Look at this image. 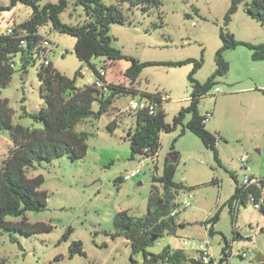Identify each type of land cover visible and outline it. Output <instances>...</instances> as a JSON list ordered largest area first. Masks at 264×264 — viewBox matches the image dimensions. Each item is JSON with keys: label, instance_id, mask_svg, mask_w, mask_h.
<instances>
[{"label": "rangeland", "instance_id": "rangeland-1", "mask_svg": "<svg viewBox=\"0 0 264 264\" xmlns=\"http://www.w3.org/2000/svg\"><path fill=\"white\" fill-rule=\"evenodd\" d=\"M58 1L46 0L53 3ZM104 2L109 6L120 5L126 18L123 25H111L112 46L140 62L160 63L145 67L136 87L142 92H161L164 95L166 121L172 124L174 116L190 103L192 86L188 75L192 66L169 67L162 63L199 60L203 56L204 65L196 78L201 83L206 82L216 68L215 53L222 46L220 28L231 0H161L159 8L147 13L143 12L141 6L133 7L123 0ZM9 4L10 0H0V7ZM68 4L67 11L62 14L63 21L72 24L83 22L86 18L84 8L77 5L76 0H68ZM31 15L29 7L18 4L13 10L3 12L0 31L25 22ZM228 29L237 40L251 38L264 42V26L252 19L242 5ZM40 33L50 41L47 58L55 69L73 78L82 68L83 77L78 79L79 87L96 81L92 68L86 62H81L74 53L76 38L58 33L50 27L42 28ZM237 49L249 51L244 46ZM35 58V66L30 65L24 73L20 70L18 57L19 66L11 83L1 90V98L7 99L13 110V123L28 128L42 127L27 114H39L46 107L40 96L37 76L44 56ZM91 63L98 69L106 70L107 82L128 85L124 74L130 66L129 62H109L99 58L93 59ZM252 65L262 66L264 62L251 59L246 67H237L233 63L228 76L218 79L216 87L222 93L217 94L214 87L199 105L202 115L212 113L206 126L218 137L221 164L215 160L213 152L191 132L178 138L181 127L175 132L160 134V149L155 158L157 166L152 158L136 156L131 159L128 134L134 132L137 120L136 114L129 112L128 108L132 100L140 97H119L109 112L99 119L92 118L77 125L78 131L91 134L84 159L72 161L62 157L50 162L40 161L28 171L29 177L44 176L45 183L41 190L48 193L49 199L47 210L28 212L27 218L32 224L51 225L53 230L30 237L12 234L15 242L10 240L9 233L2 232L0 258L6 264H142V255L131 260V247L126 239L111 237L114 217L123 211L135 217L146 214L152 188L154 185L160 186L154 184L152 178L162 174L166 159L174 154L172 145L176 138L178 167L174 181L182 184L184 190L180 191L176 199L180 206L175 219L183 227H178L176 235L159 239L148 248V252L159 254L170 246L173 250H184L190 258L198 259L197 247L209 241L215 260L221 258L226 242L232 254L230 264L249 263L257 254L264 258V215L249 202L247 206L239 207L233 220L232 210L226 204L236 186L231 173L239 183L243 181L242 158H248L246 165L251 174L264 179V94H252L245 102L240 101V96L226 95L232 87L229 81H243L247 72L252 74ZM261 70L264 74V68ZM243 71H246L244 78L243 75L239 76ZM93 110L98 111V103H94ZM114 120L117 127L114 132H110L108 125ZM13 145L10 135L0 132V166ZM143 159L146 165L142 173L125 180L118 188L116 179L133 173ZM186 201L191 204L187 208L184 207ZM220 208V220L214 227L216 235L211 237L204 222ZM69 228H73L72 234H67ZM75 241L83 243L86 256L70 257L69 249ZM185 242L190 245L185 246ZM244 253H248L249 258L243 259Z\"/></svg>", "mask_w": 264, "mask_h": 264}, {"label": "trees", "instance_id": "trees-1", "mask_svg": "<svg viewBox=\"0 0 264 264\" xmlns=\"http://www.w3.org/2000/svg\"><path fill=\"white\" fill-rule=\"evenodd\" d=\"M133 7H142L147 13L153 8L162 5L161 0H123ZM18 4L29 7L32 15L23 23L13 27L12 33L8 29L0 31V132H6L13 140V147L9 155L0 166V234L7 232L10 240L15 242L12 234L33 236L51 233V225L44 223L32 224L27 218L28 212H42L48 208L49 195L42 191L45 183L43 175L29 177L28 171L34 168V164L40 161H53L62 157H68L72 161L82 160L87 156L90 133L80 132L77 125L94 119H99L109 112L113 103L119 97L131 95L149 99L155 103L154 114L149 112L136 113V128L129 132L128 138L131 149V159L136 156L155 159L160 149V134L171 133L181 127L178 136L182 137L186 132L197 136L203 145L211 150L215 160L221 164L217 148L218 137L207 129L204 122L206 116L200 113L199 105L204 98L218 84V79L226 78L230 72V63L225 58V53L244 46L252 52V60L264 62V42L253 44L237 40L228 27L233 16L242 5L246 13L264 26V0H231V6L224 18V24L220 28L222 46L216 51L215 72L204 83L197 80L196 75L204 65L203 56L199 59H187L178 62L162 63L169 67H181L191 65L192 70L188 80L192 86L189 105L182 108L174 116L173 122L166 121V112L163 108L165 101L161 92L151 94L142 92L136 87L137 81L143 69L150 65H160L156 62H140L136 58L124 55L120 50L112 46L110 27L112 24L123 25L126 18L120 5H107L104 0H76V4L84 8L86 18L81 23H66L62 19L68 7V0H59L57 3L46 0H10L9 6L0 7V20L3 12L14 9ZM50 27L58 33L76 38L74 53L81 62H86L94 71L97 80L105 83V87L99 88L97 82L83 87L78 86V79L83 77L80 68L73 78L55 69L50 62L48 66L41 64L37 69L40 82V96L45 101L46 107L39 114H27L34 122L40 123L41 128H28L13 123V110L9 101L1 98V90L12 81L20 57V70L24 73L27 68L35 66L36 58H40L41 44L44 38L40 30ZM25 41L26 46L21 42ZM105 58L109 62L125 60L130 63L125 71L127 84H113L100 76L98 68L93 65V59ZM15 65V67H13ZM264 94V90L257 89ZM94 103H98V111L93 110ZM189 116V117H188ZM189 118V119H188ZM117 122L114 120L108 125V130L114 132ZM174 140L172 150L174 154L167 158L161 175H154V184L149 198L148 209L144 216L135 217L128 211L119 212L114 217L113 239L123 237L131 247V260L137 255L143 256L142 264H200L196 259L190 258L182 249L173 250L166 247L161 253L153 254L148 248L156 244L159 239L176 235L178 227L176 216L172 212L180 206L177 196L184 190L182 184L174 181L177 172V153ZM236 182L233 196L226 203L232 210L233 220L240 206H247L252 198L256 202L263 199L259 211L264 215V179H260L259 185L244 186L239 183L237 177L231 173ZM124 178L115 181L116 186L124 182ZM222 209L204 222L209 236L214 237L215 225L220 220ZM73 228H69L67 234H72ZM157 238L155 242L153 239ZM68 235L65 236V240ZM225 239V238H224ZM226 242L222 248L221 258L218 264H230L232 257ZM70 257L76 255L86 256L83 243L75 241L69 249ZM243 259L244 258L242 256ZM0 264H6L0 258ZM246 264H264V258L257 254Z\"/></svg>", "mask_w": 264, "mask_h": 264}, {"label": "built area", "instance_id": "built-area-1", "mask_svg": "<svg viewBox=\"0 0 264 264\" xmlns=\"http://www.w3.org/2000/svg\"><path fill=\"white\" fill-rule=\"evenodd\" d=\"M7 32L10 34L13 32V30L9 28ZM21 45L25 47L26 42L22 41ZM49 46H50V41L48 39H44V41H42V44H41L40 56H42V55L44 56V63L43 64L45 66H48L50 64V61L47 58ZM13 67H15V65H13ZM98 71H99V74L101 77L106 78L107 74H106V70L104 68H100V69H98ZM95 82H97V85L99 88L105 87V83L103 81L96 79ZM215 92L218 94L221 92V89L219 87H216ZM128 110H129V112L135 113V114L138 112H149L150 114H154V112L156 110V106H155V103H153L149 99L140 98L138 100H132ZM211 115H212V113H210V112L207 113L206 119L204 120L205 123L208 122V119L210 118ZM153 162L157 166V161H155V159L153 160ZM242 163L244 165V168H242L244 171V177H243L242 184L244 186L259 185L260 179L257 178L254 174H251L250 168L246 165L248 163V158H242ZM145 165H146L145 159H143V161L141 162V165L138 168H136L133 171V173L126 175L124 177V180H129V179H132V178L139 176L142 173ZM262 202H263V199L260 202H256L255 198L251 199V203H253L254 207L258 210L260 209ZM190 205H191L190 202L186 201L184 204V207L187 208ZM176 214H177V211L174 210L172 212V216H175ZM184 244H185V246L190 245L189 242H185ZM196 252L198 254V259H196V260L199 261L200 264H218V262H219V260H215L213 255H212L210 245H209V241H205L204 243H201L197 247ZM243 257L249 258V254L244 253Z\"/></svg>", "mask_w": 264, "mask_h": 264}, {"label": "crops", "instance_id": "crops-1", "mask_svg": "<svg viewBox=\"0 0 264 264\" xmlns=\"http://www.w3.org/2000/svg\"><path fill=\"white\" fill-rule=\"evenodd\" d=\"M239 40H241L243 42L253 43V44L263 43V41L262 42L253 41V40H251V38H240ZM225 58L230 63L231 67L233 66V63L237 67L238 66L240 67L242 65H245V67H246L249 64L250 60L252 59V53L250 50L244 51V49H236V50L228 51L225 54ZM262 68H264V65H262V66L252 65V67H251L252 74H249L247 72L245 74L246 77L243 81L236 80V79L233 80V82L229 81V84L232 87L229 90V93H227L226 95H228L230 97L231 96H240L239 97V98H241L240 101L245 102V100L249 99L252 94H259V91L257 89L264 90V74L262 73V70H261ZM245 72L246 71L241 72L239 74V76L243 75V78H244ZM106 80H107V75H106ZM220 93H222V91Z\"/></svg>", "mask_w": 264, "mask_h": 264}, {"label": "water", "instance_id": "water-1", "mask_svg": "<svg viewBox=\"0 0 264 264\" xmlns=\"http://www.w3.org/2000/svg\"><path fill=\"white\" fill-rule=\"evenodd\" d=\"M157 240V238L153 239L152 242H155Z\"/></svg>", "mask_w": 264, "mask_h": 264}]
</instances>
